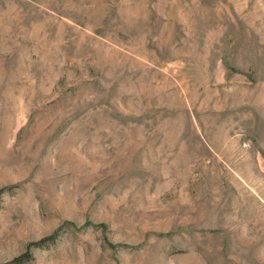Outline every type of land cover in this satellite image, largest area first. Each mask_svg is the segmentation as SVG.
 Segmentation results:
<instances>
[{
	"label": "rangeland",
	"instance_id": "374dc122",
	"mask_svg": "<svg viewBox=\"0 0 264 264\" xmlns=\"http://www.w3.org/2000/svg\"><path fill=\"white\" fill-rule=\"evenodd\" d=\"M0 264H264V0H0Z\"/></svg>",
	"mask_w": 264,
	"mask_h": 264
},
{
	"label": "trees",
	"instance_id": "16d2710c",
	"mask_svg": "<svg viewBox=\"0 0 264 264\" xmlns=\"http://www.w3.org/2000/svg\"><path fill=\"white\" fill-rule=\"evenodd\" d=\"M51 238H53V237H51Z\"/></svg>",
	"mask_w": 264,
	"mask_h": 264
}]
</instances>
